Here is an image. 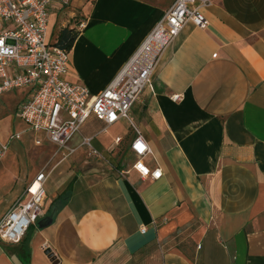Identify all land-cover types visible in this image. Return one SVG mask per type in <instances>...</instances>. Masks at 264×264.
Masks as SVG:
<instances>
[{
  "label": "crops",
  "instance_id": "crops-1",
  "mask_svg": "<svg viewBox=\"0 0 264 264\" xmlns=\"http://www.w3.org/2000/svg\"><path fill=\"white\" fill-rule=\"evenodd\" d=\"M209 1L207 28L185 25L131 111L153 151L144 164L163 171L158 181L142 179L132 163L119 167L122 147L133 162L127 121L104 130L91 117L68 141V155L18 117L31 88L0 97V146L12 144L0 158V221L27 200L41 171L50 178L64 166L23 239L0 242V264H264V0ZM174 2L55 5L52 34L84 17L68 80L102 93ZM175 94L183 100L173 102ZM90 137L107 167L68 181L64 161L90 157ZM45 146L50 152L40 153Z\"/></svg>",
  "mask_w": 264,
  "mask_h": 264
},
{
  "label": "built area",
  "instance_id": "built-area-1",
  "mask_svg": "<svg viewBox=\"0 0 264 264\" xmlns=\"http://www.w3.org/2000/svg\"><path fill=\"white\" fill-rule=\"evenodd\" d=\"M72 0H0V97L24 88L33 90L32 97L19 108L17 115L31 130L45 134L48 142L69 155L71 137L95 117L105 124L106 130L125 120L133 133L129 145L133 162L131 168L142 179L158 181L163 171H151L144 159L153 155L132 117L133 106L143 93L152 89L153 75L166 49L179 36L186 24L206 29L208 20L202 9L209 0H175L156 25L143 45L102 93L92 95L81 84L68 80L70 52L58 46L57 35L50 29V15L55 5L68 8ZM82 22L78 30L84 28ZM171 100L179 103L183 96L175 94ZM12 139H19L13 135ZM122 139H116L121 144ZM37 144H40L38 141ZM90 156L101 157L85 138ZM8 145L0 146V158ZM49 175L41 171L28 188L25 202H17L0 221V242L19 243L43 214L46 183ZM145 229L142 232L145 233Z\"/></svg>",
  "mask_w": 264,
  "mask_h": 264
},
{
  "label": "rangeland",
  "instance_id": "rangeland-1",
  "mask_svg": "<svg viewBox=\"0 0 264 264\" xmlns=\"http://www.w3.org/2000/svg\"><path fill=\"white\" fill-rule=\"evenodd\" d=\"M78 20H84V17H78L76 22L74 24H72L73 26L78 25ZM71 25V26H72ZM56 30V35L59 34V32L61 31V29L58 27L55 28ZM117 131L119 132L118 126L111 128L109 130V133L106 135H102L100 138L101 139H105V138H109L110 136L114 135L115 133H117ZM13 143V142H12ZM12 144H10L9 146L11 147ZM8 146V147H9ZM38 151L41 153H49L50 150L48 149L47 146L45 147H39ZM67 155V154H66ZM118 161H119V167L124 166V165H131L132 161H131V157L129 155L128 152L125 151V148H121L120 150V154L118 156ZM78 162H75L73 160V156L68 157L66 159V161H64L67 164L66 167V173L68 174V181L70 179H72L73 177H76V180L78 179L79 181H82V177L84 175H87L89 171H92L93 169L98 170V171H102L105 170V168L107 167L106 164H104V161L102 159V157H93L90 156L88 157V155L83 154V156L80 158V160H77ZM64 168V166L58 167L56 168L51 177L48 179L47 183H46V188L49 187H55V183L56 180L58 179V174L60 173V171ZM98 171H95V173H98Z\"/></svg>",
  "mask_w": 264,
  "mask_h": 264
},
{
  "label": "trees",
  "instance_id": "trees-1",
  "mask_svg": "<svg viewBox=\"0 0 264 264\" xmlns=\"http://www.w3.org/2000/svg\"><path fill=\"white\" fill-rule=\"evenodd\" d=\"M82 22H80L77 26H79ZM77 26L74 28H66L59 32L58 37V46L61 48L71 51L74 43L79 35V31L77 30Z\"/></svg>",
  "mask_w": 264,
  "mask_h": 264
},
{
  "label": "water",
  "instance_id": "water-1",
  "mask_svg": "<svg viewBox=\"0 0 264 264\" xmlns=\"http://www.w3.org/2000/svg\"><path fill=\"white\" fill-rule=\"evenodd\" d=\"M50 258H54L52 255H51V257Z\"/></svg>",
  "mask_w": 264,
  "mask_h": 264
}]
</instances>
